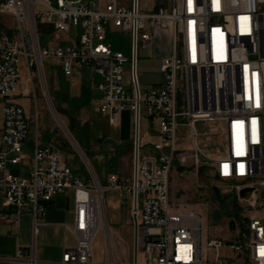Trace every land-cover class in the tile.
I'll return each mask as SVG.
<instances>
[{
    "label": "built area",
    "instance_id": "built-area-1",
    "mask_svg": "<svg viewBox=\"0 0 264 264\" xmlns=\"http://www.w3.org/2000/svg\"><path fill=\"white\" fill-rule=\"evenodd\" d=\"M0 14L15 20L10 33L0 30V99L5 100L0 196L16 217L32 213L36 230L53 198L73 190L71 229L77 238L76 247L66 249L61 260H41L35 251L18 249L14 257L0 258V264H94V243L107 219V191L129 201L133 225L137 219L138 259L132 264H264V0H173L169 12L155 14L141 13L139 0H0ZM160 22L170 24L171 54L162 58L160 85L143 90L137 50L153 42ZM39 23L65 33L78 28L80 34L67 45L41 47ZM115 30L131 34L130 57L108 42ZM47 59L57 60L67 78L91 69L100 78L95 84L102 93L97 111L112 124L123 111L134 114L131 178H82L63 164L58 151L43 145L34 148L27 177L11 172L25 159L31 123L25 109L7 99L20 84L23 60L29 69L41 71ZM180 70L186 76L185 112L177 109ZM143 117L158 124L156 140L143 141ZM179 118L190 132V156L177 146ZM216 121L224 125L226 151L212 156L199 147L195 126ZM189 157L197 165L203 157L216 178L231 183L246 203L242 221L228 225L231 239L207 236L200 214L173 208L172 171L176 160L186 165ZM0 216L17 219L11 213Z\"/></svg>",
    "mask_w": 264,
    "mask_h": 264
},
{
    "label": "rangeland",
    "instance_id": "rangeland-1",
    "mask_svg": "<svg viewBox=\"0 0 264 264\" xmlns=\"http://www.w3.org/2000/svg\"><path fill=\"white\" fill-rule=\"evenodd\" d=\"M139 2L141 13L143 14L158 12V8L161 5L167 8L168 11H170L172 7V0H139ZM145 3L148 5V8L145 7ZM164 23L165 22H160L156 25L154 29V40L149 46L143 47L141 44L138 46L137 73L140 86L143 90L151 89L156 83L163 80V76L160 73V65L163 55L169 49L167 35L168 33H170V35L172 33L170 24L166 26ZM166 27L170 29V32L165 30ZM79 34L80 30L78 28L72 29V35L75 38ZM39 40L41 46L57 41L53 34L44 32L40 33ZM108 42L112 44L115 51H120L128 57L131 56L132 37L130 33L115 30L113 33H109ZM65 43L66 42L62 41V44ZM178 53L181 56L182 47L180 36H178ZM126 67L129 68V65ZM82 77L83 82L88 84L90 81L89 72L84 70ZM95 79H99V77L96 76ZM45 83L43 85L41 78L37 76L33 84L31 78L29 79L28 77L27 84L29 86V94L25 97L21 92L17 94V99L26 108L30 121H34L32 126H34L35 130L39 129L43 133L50 129L54 130L56 134L55 140L61 142L64 147L71 151L69 153L62 151L61 154L63 159L78 174L90 172L94 178L98 179L95 174L96 171L99 178L103 180L105 176L112 171L120 172V157H115L114 154L108 151L103 152L98 157L89 153L88 142L91 139L90 134L99 132L97 131L98 129H95L94 125H88L84 128L79 127L73 132L80 146L87 154L89 163L93 166L95 171L92 170V167L88 166L85 159L76 151L79 150L78 144L69 126L64 125L58 114V110L51 101L48 87ZM35 89L36 95L34 94ZM98 96L99 94L95 92L91 100L95 102ZM176 97L178 111L185 112L187 110L186 76L184 71L181 70L177 73ZM55 100L56 98L54 95V101ZM3 102H5V100H0V121L3 117ZM88 102L87 106L90 107V102L92 101L89 99ZM61 113L64 118L67 119L65 112L61 111ZM143 115H145L144 109ZM93 118L101 127H105L106 132L108 131L107 121L96 113ZM178 123L180 128L177 130V146L181 151H184V154L190 156L192 154L190 151L192 147L190 132L188 128L183 126L182 123H185V121L182 118L178 119ZM140 131L143 138L147 137L148 131L152 132L148 127L145 117L141 119ZM195 131L197 133L198 145L205 153L212 156L225 153L224 125L221 122H198L195 126ZM10 169L12 171L13 167H10ZM112 196L113 193L111 192H106L105 194L108 204V218L112 216L113 212L110 204ZM128 203L130 204L129 201ZM171 204L175 210L180 212H197L200 214L204 220L207 236L227 239L233 237L232 232L228 231V225L230 222L239 223L242 221V207L246 205V203L240 202L236 190L231 183H226L216 178L211 165L203 160V157H201L199 165L195 164L193 159L189 157L186 165L179 163L174 166L171 175ZM127 210L131 219L130 232L127 233V225L119 227L118 233H120L122 239L116 237L107 222L108 220H106L105 231L100 233L94 243V264H111L112 262L115 264H132L134 262L135 242L132 230L134 225L131 212L129 209ZM249 210L248 206L244 208L246 212Z\"/></svg>",
    "mask_w": 264,
    "mask_h": 264
},
{
    "label": "crops",
    "instance_id": "crops-1",
    "mask_svg": "<svg viewBox=\"0 0 264 264\" xmlns=\"http://www.w3.org/2000/svg\"><path fill=\"white\" fill-rule=\"evenodd\" d=\"M147 6L148 5H146L145 3V7ZM161 10H166L167 12H169L168 9L164 8L162 5L158 8V12ZM158 12L146 13L155 14ZM164 24L166 26L169 25V23L167 22H165ZM14 25L15 20L12 15L0 14V30L3 29L10 33ZM39 30V35L41 32L53 34L57 40L55 42H50L45 46L40 45L41 47H48L57 44L67 45L76 39L72 35V31L70 33L60 32L55 30L52 25L46 23H39ZM165 30H168V32H170V29H168V27H166ZM167 36L169 41V49L163 55V57L169 56L171 54L170 33H168ZM62 41L66 43L62 44ZM21 69L22 78L20 84L14 95L11 98L7 99L8 101L21 105L25 109V112L27 114L26 108L17 99V94L21 92L24 97L27 96L29 94L27 78H31V81L34 84L35 79H37L38 76L39 78H41L43 85L46 82L45 85L48 87L51 101L57 108L58 114L60 115L64 125L69 126L71 133L73 134L75 141L77 142L79 147V150H75L81 154V156L87 162L88 166L92 167V170L95 171L93 166L89 163L87 154L84 152L73 133L79 127L84 128L88 125H94L95 129H98L97 131H99L98 133H96L97 135L93 133L90 134L91 139L88 142V149L91 155L98 157L103 152L108 151L111 154H114L115 157H120L121 171H112L107 174L103 180L99 178L98 173L95 171L98 180L101 182H105L109 177L108 175L111 174H117L121 178H131L134 165V114L131 111H123L117 116L115 124H112L108 115L97 111L100 99L102 98V93L95 87V84L99 81L100 78L95 79L97 75L93 73L91 69L84 68L74 78H67L64 75L59 62L55 59L44 60L42 63L41 71L37 67L29 69L26 66L25 61L23 60ZM84 70L88 71L90 74V81L88 82V84H85L83 82L82 76ZM162 81L156 83L153 88L158 87ZM95 92L98 93L99 96L98 99H96L94 102V100H91V98L93 97ZM34 94L36 95V89L34 90ZM54 95L56 98L55 101ZM89 99L90 101H92L90 102V107L87 106V103H89ZM61 111L65 112L67 119L64 118ZM95 113L101 116V118H103L105 121H107V132L105 131V127H101V125H99V123L94 120L93 117ZM27 117L30 121V117L28 115ZM33 122L34 121H30L31 132L24 143L25 159L20 165L13 167L11 172L14 175L21 177H27L29 175L33 168V151L37 145L49 146L58 151L60 153L63 164L69 166L68 163L63 159L61 153L62 151L68 153L71 151H69L68 148L64 147L61 142L55 140L56 134L54 133V130L50 129L49 131H44V133L39 129L35 130L34 126H32ZM146 122L152 132L148 131L147 137L144 138L143 141L149 142L151 140H156L159 136L158 124L148 119H146ZM182 124L184 127H186L184 123ZM178 128L180 127L178 126ZM3 131L4 123L2 117L0 121V138L3 135ZM179 163L180 162L176 160L175 165ZM73 172L75 175L85 179L90 180L91 178H93L90 172L80 174L76 173L74 170ZM107 192L113 193V196L110 200L113 212L110 218H108L107 212V222L109 223L116 237L121 238L120 233H118L119 227L127 225V233L130 232L131 219L127 210H130V204L128 203V201L124 202L123 200H121L117 191ZM105 204L107 210L108 204L106 202V198ZM74 209L75 192L73 190H68L65 193L56 195L53 200L47 205L46 213L40 219V225L35 230L34 217L32 213L23 212L19 217H16L15 209L12 207H6L4 205L3 197L0 196V215L11 213L18 219H16L17 221L5 220L0 216V258L14 257L18 249H23L26 254H30L35 251L36 256L41 260H61L64 251L66 249L76 247L77 244V238L71 229L74 226ZM132 230L135 242L134 227Z\"/></svg>",
    "mask_w": 264,
    "mask_h": 264
},
{
    "label": "water",
    "instance_id": "water-1",
    "mask_svg": "<svg viewBox=\"0 0 264 264\" xmlns=\"http://www.w3.org/2000/svg\"><path fill=\"white\" fill-rule=\"evenodd\" d=\"M241 197L246 196V190H242L240 192ZM134 232H135V245H134V261L136 262L138 259V242H137V219L134 218Z\"/></svg>",
    "mask_w": 264,
    "mask_h": 264
},
{
    "label": "bare ground",
    "instance_id": "bare-ground-1",
    "mask_svg": "<svg viewBox=\"0 0 264 264\" xmlns=\"http://www.w3.org/2000/svg\"><path fill=\"white\" fill-rule=\"evenodd\" d=\"M106 217L104 218V231H105V223H106ZM106 227H107V225H106ZM108 244H109V242H108ZM109 246H110V244H109ZM111 264H115L114 262H112Z\"/></svg>",
    "mask_w": 264,
    "mask_h": 264
}]
</instances>
